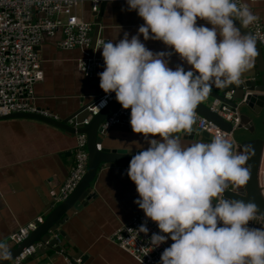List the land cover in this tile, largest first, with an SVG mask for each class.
I'll use <instances>...</instances> for the list:
<instances>
[{
    "label": "clouds",
    "instance_id": "1",
    "mask_svg": "<svg viewBox=\"0 0 264 264\" xmlns=\"http://www.w3.org/2000/svg\"><path fill=\"white\" fill-rule=\"evenodd\" d=\"M126 4L122 11H135L144 23L130 38L124 32L122 39L95 47L102 49L104 61L99 86L130 109L133 132L143 134L150 145L132 156L127 175L139 194L134 202L167 234L153 233L152 248L173 241L158 264H264V227H249L250 221L264 225V209L254 200L224 195L248 183L245 164L251 147L236 152L233 138L223 133L190 144H183L179 135L192 130L197 105L213 85L239 84L252 67L258 55L256 37L242 33L235 21L244 28L257 20L256 14L245 0ZM198 18L212 27L198 25ZM141 35L171 51L150 50ZM173 53L191 68L170 67ZM157 135L162 141L149 138ZM131 152V146L123 151ZM139 231L147 233L146 224ZM11 259V251L0 243V264Z\"/></svg>",
    "mask_w": 264,
    "mask_h": 264
},
{
    "label": "crops",
    "instance_id": "2",
    "mask_svg": "<svg viewBox=\"0 0 264 264\" xmlns=\"http://www.w3.org/2000/svg\"><path fill=\"white\" fill-rule=\"evenodd\" d=\"M246 2L251 5L256 16L264 21V0H258L255 4L248 0ZM101 6L103 11L99 17ZM122 8H127L126 0H103L98 11L94 10L91 2L78 5L75 13L94 24L93 47L90 51L61 49L59 44L63 41L62 34L45 37L39 48L43 80L34 85L39 107L50 110L65 121L106 94L99 86L98 76L104 66L88 75L79 62L88 55L103 59L102 49L95 50L101 44L99 40L122 39L124 32L129 33V38L137 34L138 27L144 23L143 19L135 11H122ZM235 23L241 26L239 21ZM116 24L121 25L123 31ZM197 24L212 27L199 18ZM241 31L249 33L244 29ZM140 39L154 52L171 51L161 41H144L142 35ZM178 64H183L186 70L191 68L178 54L173 53L169 66L175 68ZM255 68L257 56L254 66L243 74H254ZM216 88L213 85L211 91ZM229 94L232 97L233 93ZM211 101L207 96L201 102L210 105ZM70 126L74 127L71 122ZM179 135L183 144H190L197 139L205 142L210 139L209 134L201 132L195 122L190 132H181ZM149 138L162 141L158 135ZM104 140L106 145L117 151H124L131 146L133 154L150 146L143 134L129 132L127 128L108 131ZM76 142L77 135L42 122L0 120V243L5 244L10 251L18 246L19 243L13 237L23 226L46 220V215L56 209L61 186L67 181L74 163ZM128 166L114 164L101 169L94 183L96 198L77 213L75 208L69 210L66 224L60 227V236L52 234V238L61 244L60 252L55 247L46 253L41 250L42 247L38 249V254L28 258L24 264H69L66 258L76 256L73 250L83 254L85 259L83 256L81 259L85 264H140L111 241V236L118 229L143 211L134 202L139 194L135 183L127 175ZM62 232L67 235V239L61 235ZM48 247L50 245L46 243L44 249Z\"/></svg>",
    "mask_w": 264,
    "mask_h": 264
},
{
    "label": "built area",
    "instance_id": "3",
    "mask_svg": "<svg viewBox=\"0 0 264 264\" xmlns=\"http://www.w3.org/2000/svg\"><path fill=\"white\" fill-rule=\"evenodd\" d=\"M248 1L251 2V0ZM85 2H91L94 10L98 11L100 0H0V116L18 112L41 113V110H36L32 106V103L35 104L34 85L43 80L40 58L34 49L45 37L53 36L56 31L62 29L64 33L62 47L64 49L87 50L90 48L93 42L92 30L94 24L86 22L75 13L78 5ZM35 14L40 15V17L37 18ZM62 16L66 17V22L61 19ZM50 24H53V26L48 29ZM246 28L256 37L257 43L263 48L264 54V21L257 17V20L246 26ZM20 32L24 33L25 46L18 49L14 45V41H16V37ZM11 39L12 41L9 42ZM101 42L106 41L99 40V43ZM16 49L18 50L17 55L14 54ZM79 63L89 75L92 67L102 64V60L96 55H88ZM38 69L41 71V75L36 74ZM109 100H113L111 94L90 108V117L85 121V124L92 120L93 117L98 116L107 107L105 105ZM102 102L106 103L102 105ZM219 113L224 118L229 115L227 119L229 121L239 122L238 114L228 112L226 107ZM129 120L130 109L121 108L110 119L108 126L120 125L123 128H127L129 132L134 133ZM200 123V127L203 130L213 132L212 125L205 119L200 118ZM88 170V137L86 135H77L74 163L67 181L61 186L62 189L58 195L59 201H66L71 198L83 182ZM142 224H146L147 233L139 231ZM36 229L37 226L35 224H30L21 229L13 240L20 243L29 236L31 231ZM126 232L129 234V238L132 237L133 243L137 242L141 245V250L133 252L125 247L123 237ZM153 233H160V229L156 222L146 218L145 214H143L135 218L130 225L119 230L114 236V241L129 254H132L140 264H158L161 253L173 241L169 238L159 247L153 249L150 241ZM160 234L167 235L164 233ZM29 250L26 252H29ZM32 253L30 252L25 256L24 254L21 255L15 264H22ZM66 261L69 264H85L81 260L71 263L66 258Z\"/></svg>",
    "mask_w": 264,
    "mask_h": 264
},
{
    "label": "water",
    "instance_id": "4",
    "mask_svg": "<svg viewBox=\"0 0 264 264\" xmlns=\"http://www.w3.org/2000/svg\"><path fill=\"white\" fill-rule=\"evenodd\" d=\"M102 11L103 6L100 8L99 17H101ZM240 27L241 30L244 29L245 31H248L246 27ZM257 52L256 73L242 74L239 84L218 87L209 92L211 98L225 103L231 109H235L240 113L241 125L236 130H234L230 123L225 122L216 113L212 112L211 108L207 107L203 102H200L197 105L195 111L201 116L207 118L210 122L220 126L223 130L234 132V150L236 152L244 150L247 146H250L252 149L249 159L245 164V167L249 169V181L242 187L244 197L227 195L225 198L251 199L254 200L261 209H264V196L258 180V172L264 149V54L263 48L259 43H257ZM259 82H261V85H258ZM230 91L234 93L233 99L227 101L225 99L226 93ZM98 102L99 101L96 103ZM93 105L84 106L69 120L63 122L50 121L39 116L19 114L7 118H0V120H39L74 135L86 134L89 140L88 149L90 153L89 170L79 188L69 200L62 204H57L56 209L50 211L46 215V222L40 225L38 231L33 233L26 242L11 251L12 259L5 261L4 264H10L24 248L31 244H36L39 241H46L49 239L51 233L58 232L61 225L66 224L69 210L75 208L77 209L75 210L77 213L86 208L96 198V194L93 193L95 187L94 183L101 169L107 167V165L129 164L132 156L135 155L133 153L126 154L123 153V151L114 150L106 145L104 140L108 135V131L102 128L104 122L122 105L115 99L106 110L102 111L97 117H95L88 126H85L83 125V122L88 118V109ZM72 120H76L79 124L78 129L70 126ZM249 227L262 228L264 225L257 224L255 221H250ZM62 236L67 239V235L64 232H62ZM55 245L56 243H53L51 248L54 249L53 246ZM51 248L46 250L48 251ZM73 251L75 252V250ZM80 256H83V254Z\"/></svg>",
    "mask_w": 264,
    "mask_h": 264
},
{
    "label": "bare ground",
    "instance_id": "5",
    "mask_svg": "<svg viewBox=\"0 0 264 264\" xmlns=\"http://www.w3.org/2000/svg\"><path fill=\"white\" fill-rule=\"evenodd\" d=\"M103 2V0H100V2H99V4H101ZM36 16H37V18H39L40 17V15H38V14H35ZM56 19V18H55ZM61 19L64 21V22H66V17L65 16H62L61 17ZM52 26H53V24H50L49 26H48V29H50V28H52ZM93 30H94V28H93ZM93 30H92V32H93ZM57 34H62V36H63V41H64V33H63V30L62 29H60V30H58V31H56V33L53 35V36H50V37H55V36H57ZM17 39H16V41H14V45L16 46V47H18V49H20V48H23L24 46H25V44H24V33L23 32H20L19 33V35H17V37H16ZM44 40V39H43ZM43 40H42V42H43ZM10 41H12V39L11 40H9V42ZM62 41V42H63ZM42 42L39 44V45H37L36 47H35V49H34V51L38 54V56H39V58H40V62H41V68H42V59H41V55H40V53H39V48L41 47V45H42ZM62 42L59 44V46H60V48L61 49H63V50H67V51H72V50H76V49H70V50H68V49H64L63 47H62ZM101 44H102V42H101ZM92 47H93V42L91 43V46H90V48L89 49H87V51H90L91 49H92ZM33 52V51H32ZM17 53H18V50L16 49V51H14V54L15 55H17ZM101 59V58H100ZM102 60V64H100V65H96V66H94V67H92V71H91V74H93L94 72H95V70H96V68H98V67H100V66H104V61H103V59H101ZM80 67H81V65H80ZM82 68V67H81ZM12 71V70H11ZM36 74H40L41 75V71L38 69V71H37V73ZM232 91H230V92H227L226 93V97H225V99L227 100V101H231L232 99H233V95H232V97H231V95L229 94L228 95V93H231ZM233 93V92H232ZM234 94V93H233ZM107 95H109V94H104L103 96H101L100 98H98V101H102V100H104L105 99V97L107 96ZM111 95H112V97H113V100L112 101H110L109 100V102L105 105V109L104 110H106L114 101H115V93L113 92V93H111ZM212 101H211V103H210V105L209 104H207V103H205V105L207 106V107H209V108H211V110H212V112H214V113H216L220 118H222L225 122H227V123H230L232 126H233V128H234V130H236L240 125H241V115H240V113L237 111V110H235V109H231L228 105H226L225 103H223V102H221V101H218V100H214L213 98H211L210 97V95L208 94L207 95ZM34 97H35V104L34 103H32V106H33V108L35 109L36 108V110H41V113L40 114H29V113H22V112H18V113H9V114H2V116H0V118H7V117H11V116H13V115H17V114H19V115H28V116H39V117H41V118H44V119H47V120H50V121H56V122H63L64 120H60V116H58L57 114H54L53 112H51L50 110H47V109H43V108H41V107H39L38 106V104H37V102H36V96H35V88H34ZM231 98V99H230ZM224 107H226L227 109H228V112H230V113H232V112H235V113H237L238 114V118H239V122L237 123V122H234V121H229V120H227L228 119V116L229 115H227V118H224L219 112L220 111H222V109L224 108ZM91 108V107H90ZM89 108V109H90ZM122 108V106L120 107V108H118L116 111H115V113H113L110 117H108V119L104 122V124H103V126H102V128L104 129V130H106V131H110V130H112V129H114V128H123L122 126H120V125H114V126H108V122L110 121V119L120 110ZM89 109H88V118L90 117V111H89ZM103 110V111H104ZM11 114V115H10ZM9 115V116H8ZM52 115H53V117H52ZM87 118V119H88ZM200 118L201 119H205L208 123H210L211 125H212V128H213V132H210V131H207V130H203L200 126H201V123H200ZM87 119H85V121L87 120ZM94 119V118H93ZM92 119V120H93ZM9 120V119H8ZM25 120V119H24ZM92 120H90L87 124H85V126H88L90 123H91V121ZM34 121H38V122H41V121H39V120H34ZM66 121V120H65ZM42 123H44V122H42ZM195 123H196V125L198 126V128L201 130V132H204V133H207V134H209V136H210V139H208V141H210L211 140V138H213L217 133H223V134H225V135H227V136H230V137H232L233 138V133L234 132H227L226 130H223L220 126H218V125H215L213 122H210L207 118H205V117H203V116H201L198 112H196L195 111ZM45 124H48V123H45ZM48 125H50V124H48ZM52 126V125H51ZM107 126V127H106ZM54 127V126H53ZM57 128V127H56ZM185 133V132H184ZM233 140H234V138H233ZM208 141H206V142H208ZM258 180H259V184H260V187H261V189H262V194H263V196H264V149H263V154H262V160H261V164H260V167H259V172H258ZM61 189H62V187H61ZM61 189H60V191H61ZM60 193V192H59ZM225 197L227 196V195H232V196H238V197H244V194H243V192H242V187L241 188H238L235 192H232L231 190L230 191H228V192H225ZM69 200V199H68ZM67 201V200H66ZM66 201H59V199H58V203L57 204H62V203H64V202H66ZM144 214V212L142 211L140 214H138L137 216H135L131 221H129L128 223H126V224H124L120 229H118L112 236H111V241L114 243V244H116V245H118L115 241H114V236H115V234L119 231V230H121L123 227H125V226H127V225H130V223L135 219V218H137V217H139V216H141V215H143ZM47 220V219H46ZM46 220H43V221H41V220H39V221H37V222H32V223H29V224H27V225H25V226H23L21 229H23V228H25V227H27V226H29L30 224H35L36 226H37V229L36 230H34V231H31L30 232V234H29V236L24 240V241H22V242H18L19 244H18V246H20V245H22L24 242H26L30 237H31V235L33 234V233H35V232H37L38 231V229H39V227H40V225H42V224H44L45 222H46ZM21 229L15 234V235H17L20 231H21ZM58 230H60V229H58ZM59 232V231H58ZM57 231L56 232H53V233H51V235H50V237H49V239L48 240H46V241H39V242H43V243H47V245H50V247H48V249L49 248H51V246L53 245V243H56V245L55 246H53V248H55V247H58V252H60V250H61V244H59L56 240H54L53 238H52V234H54L55 236H60V232L58 233ZM14 235V236H15ZM62 235V234H61ZM13 239H14V237H13ZM123 240H124V245H125V247L127 248V249H129V250H131V251H133V252H135L136 250H141V245L139 244V243H137V242H132V237L131 238H129V234L126 232V234L124 235V237H123ZM15 241V240H14ZM17 242V241H16ZM45 244L43 245V244H31L30 246H28V247H26V248H24L23 250H22V252L10 263V264H15L16 263V261H17V259L19 258V257H21V255H23L24 254V256L25 255H27L28 253H30V252H33L31 255H29L28 256V258H30L31 256H33V255H36V254H38V252L40 251V250H38V249H41L42 247H43V249H41V250H45V251H47L46 249H44L45 248ZM17 246V247H18ZM119 246V245H118ZM30 249V250H29ZM52 249V248H51ZM27 250H29V252H26ZM47 253V252H46ZM75 257L74 256H72L73 258H70V257H68L67 259L71 262V263H73V261H76V260H81L83 263H85V261L83 260V259H81V256H80V254H78V252L75 250ZM77 255H79V256H77ZM134 259H136L132 254H130ZM70 256V255H69ZM27 258V259H28ZM26 259V260H27ZM25 260V261H26ZM137 260V259H136ZM25 261L22 263V264H24L25 263ZM138 261V260H137ZM139 262V261H138Z\"/></svg>",
    "mask_w": 264,
    "mask_h": 264
},
{
    "label": "rangeland",
    "instance_id": "6",
    "mask_svg": "<svg viewBox=\"0 0 264 264\" xmlns=\"http://www.w3.org/2000/svg\"><path fill=\"white\" fill-rule=\"evenodd\" d=\"M97 104V103H96ZM95 104V105H96ZM95 105H93V106H91V108L92 107H94ZM95 117H97V116H95ZM95 117H93V118H95ZM71 123L73 124V126L75 127V128H79V124L76 122V120H72L71 121ZM83 125H85V121L83 122ZM77 135H86V134H77ZM87 136V135H86ZM88 137V136H87ZM88 142H89V140H88ZM89 145V144H88ZM74 152V151H73ZM88 152H89V149H88ZM89 162H90V153H89ZM88 173V172H87ZM120 247V246H119ZM122 250H124L122 247H120ZM126 253H128L126 250H124ZM129 254V253H128Z\"/></svg>",
    "mask_w": 264,
    "mask_h": 264
}]
</instances>
